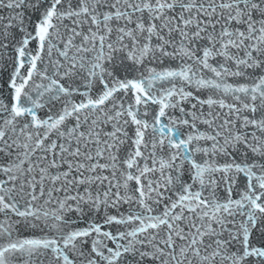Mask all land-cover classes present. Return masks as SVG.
Wrapping results in <instances>:
<instances>
[{"label": "snow or ice", "instance_id": "1", "mask_svg": "<svg viewBox=\"0 0 264 264\" xmlns=\"http://www.w3.org/2000/svg\"><path fill=\"white\" fill-rule=\"evenodd\" d=\"M0 264H264V0H0Z\"/></svg>", "mask_w": 264, "mask_h": 264}]
</instances>
